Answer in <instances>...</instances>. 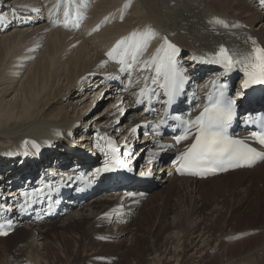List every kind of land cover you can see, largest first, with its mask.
I'll list each match as a JSON object with an SVG mask.
<instances>
[{
  "label": "bare ground",
  "instance_id": "bare-ground-1",
  "mask_svg": "<svg viewBox=\"0 0 264 264\" xmlns=\"http://www.w3.org/2000/svg\"><path fill=\"white\" fill-rule=\"evenodd\" d=\"M47 1L52 0H46L45 3ZM89 1L91 0H83L86 7L79 8L83 11L82 15L87 13L84 27L80 32L72 33L62 28L54 29L56 21L53 19L46 21L44 6L41 4L43 0H0V13L6 16V24L1 29L13 25L7 30L9 32H1L0 29V212H12V200L18 196L22 186L35 184L52 176L62 177L75 168L90 171L94 163L106 158L105 151L95 146L100 143V137L107 135L123 144L127 138L128 151L124 152L125 148L122 149L118 159L129 165L134 181L122 187L115 183L105 185V190L97 191L91 197L97 198L92 199L84 208L81 206L83 199L69 197L63 200L64 207L72 208V212L69 217L59 221L61 234L77 225L80 227L86 224L87 228L97 225L103 228L106 238L123 243L121 239L126 228L120 223L127 222L128 212L137 208L143 193L163 182H167L169 188L176 180L180 189L185 192L184 195L178 194L176 205L179 212H175L173 220L166 226H161L169 230L162 252L156 246L158 238L148 235L149 239L155 241L154 245L153 241L148 244V255L155 264H202L200 262L210 251L211 242L205 237V229H199V223L192 214L195 211L187 208V195L196 191V185L204 186L209 183L215 189V194L222 197L225 191L231 192L234 180H214L211 183L212 180L240 171L202 181L184 177L175 179L173 158L168 156L160 160L162 162L149 163L145 170L140 169L138 154H141L139 160L157 159L160 145L171 143V138L168 136L159 140V136L151 132L147 138L142 139V145L136 146L137 133L130 136L129 130L145 122L143 110L133 111V104L126 95L128 93L122 92L120 87L123 82L121 72L104 55L113 44L130 33L152 29L157 36L149 42L145 54L142 53L139 57L142 62L160 46L162 38L167 37L184 52L178 61L188 78V94L185 98L192 97L193 103L198 105L196 110H199L203 107L201 97L205 83L211 78L226 81V90L235 95L238 102L243 100L241 105L237 104L238 111L232 119L233 129L239 133L237 138H247L254 130H242L241 120L245 116L264 111V106L244 99L247 96L238 90L241 78L227 80L220 65L208 66L192 57H202L207 61L208 57L218 51L220 45H224L239 58L251 51L253 40L264 47V24L255 25L264 19V0H95L90 5ZM80 2L81 0H75L76 4ZM217 20L223 23H216ZM236 67L240 70L239 65ZM138 73L142 72L137 65ZM98 84H103L98 90L100 92L90 97V91ZM196 89L197 91H193ZM103 90L108 91L105 97L101 96ZM98 107L102 108L90 118V121L97 118L95 123L89 121L79 129H74L81 117L74 119L67 115L69 112L66 109L83 115ZM121 108L125 109L124 115L120 114ZM114 124H118L115 129ZM112 131L119 135L112 136ZM97 134L98 137L95 142L94 139L91 140L93 144L87 151L79 147L85 146L78 141L81 137L93 138ZM77 141L79 145L75 144ZM181 146L184 147L185 144ZM143 147L144 150L141 151ZM169 150H162L161 153L167 154ZM145 172L146 175H141ZM242 172L251 174L248 184L253 183L254 175L259 177L264 186V161L253 170ZM244 181L245 177H242L240 183ZM230 183H233L232 187ZM110 190H115L114 194L108 193ZM259 192L258 198H261L255 200L251 209L254 213H260L258 208L264 206L263 191L262 194ZM129 193L132 195H128ZM198 194L203 195L200 188ZM214 208V212L218 210L217 206ZM160 221L158 224H163ZM18 224L20 227L4 238L10 241L18 232L23 233L25 238L21 241L20 249L27 255V264H47L46 252L50 248L45 241L49 236L47 227L50 225L34 221L20 223L17 219L16 225ZM131 238L129 253L138 248L137 241ZM197 239L198 242L194 243ZM0 240L4 241L2 238ZM82 246L83 244L80 245V251L83 254L91 249V244ZM151 247L154 249L151 250ZM193 249L198 254L194 259L199 261H184L189 250ZM261 256V264H264V250ZM65 262L83 264L82 259L78 261V253L73 261L67 259Z\"/></svg>",
  "mask_w": 264,
  "mask_h": 264
},
{
  "label": "rangeland",
  "instance_id": "rangeland-1",
  "mask_svg": "<svg viewBox=\"0 0 264 264\" xmlns=\"http://www.w3.org/2000/svg\"><path fill=\"white\" fill-rule=\"evenodd\" d=\"M93 1L95 0L89 1V5L90 2ZM45 2L46 0L41 4L44 6ZM260 23L264 24V19H261L260 22L256 23L255 25L258 26ZM102 86L103 84H98V86H96L92 92L90 91V97L93 94L100 92L98 90L101 89ZM101 93V96L105 97L108 91L103 90ZM84 96L85 94L81 95L80 97L82 98ZM102 107L104 108L105 106ZM102 107L94 108L83 115H81L80 112L72 113L69 109H66V111L69 112L67 115L72 116L74 119L81 117L79 123L74 126V129H79L80 127L86 125L87 122L90 121V118L99 112ZM96 119L97 118L90 122L95 123ZM122 123H124V121L121 122V124ZM117 126L118 124H114L113 129L117 128ZM72 132H74V130ZM98 135L99 134L95 135L93 138L81 137L82 139L78 141L83 142L85 146L79 145L78 141L77 143L75 142V144H78L80 148L87 151L93 142H95V139L98 137ZM111 135L115 136L119 134L118 132L116 134L114 132L113 134L112 131ZM137 136L135 139V144L138 147V145H142V139L144 138V135L139 132ZM92 139H94L93 142L91 141ZM115 143L119 147L124 145L123 143L119 142ZM171 149L173 151V148H170V150ZM143 150L144 147L141 151ZM139 155L141 154H138L137 162L140 165V169L145 170L147 168L145 166H147L149 163L147 164L146 158L139 160ZM261 163H259V165ZM256 167L254 166L250 169L239 170V173L233 175L230 174L227 177L222 176L223 178H214L211 183H213L214 180H234V186L233 183H230V187L233 186L231 192L225 191L224 196L222 197H220L221 195L215 194V189L209 183H206L204 186L196 185V188L193 186V189L195 188L196 191L187 195V208L195 211L192 214L195 217V220H197L199 223V229H205V237H208V240H210L209 242H211L210 251L205 255L206 257H204L200 263L245 264V262H247V264H261V255L263 254L264 250V206L262 205V207L260 206L258 208L261 210L260 213H254L251 211V209L252 205L255 203V200L258 198L257 192L263 191L264 194V186L261 185L259 177L256 178L254 175V179L252 181L253 183L248 184L247 182H249L248 180H250L249 178L251 177V174L246 175L242 172L251 171ZM242 177H245V181L240 183ZM177 178L180 177L176 176L175 179ZM178 183L179 182L175 180L174 185L168 188V183L163 182L159 186H155L156 188L154 187V189L143 193L137 208L134 209L133 212H128L127 222L120 223V225H124L126 228L123 238L121 239V241L124 242L120 244L113 238H106V235L104 234L105 232L101 226L93 225L91 228H87L86 224H83L80 227L77 225V227L75 226L69 228L68 230L64 231L63 234H61L62 231L59 229L61 227L58 226L60 225L58 223L62 218L57 221L55 220L51 222H45L44 224L50 225L47 227L49 236L45 241L50 248L48 249V252H46L45 260L47 261V264H65L67 259H71V261H73V258L77 255V253L78 261L79 259H82L83 264H155L154 262L150 261L151 257L148 255V244L153 241L152 238L149 239L148 235L152 234L154 235V238H158L156 246L158 250L162 252L164 250L165 238L169 234V230L167 231L166 228H162L161 226H166L169 222H171V219L173 220L174 214L179 212L177 210L178 206L176 205L178 194L180 193V195H184L185 193L182 188L180 189V184ZM199 188L203 195H199L201 192L198 194ZM116 190L118 191V189ZM110 192L111 194H114L115 190H110L108 193ZM94 198H91L86 203H83L81 205L82 208L86 207L87 203H90ZM260 198L261 197L258 199ZM213 200L215 204H213ZM181 206H183V204ZM215 206L218 207V210L214 212ZM71 212L69 213L71 214ZM69 213L66 215L67 217H69ZM66 216H63V219H66ZM143 220L144 223H141ZM159 220H161L163 224L160 223L159 225ZM131 237L137 241L136 246L138 248H135L134 252L132 251V253H129L128 249L130 247L129 244L132 239ZM24 238V234L18 232V234L12 237L10 241L4 237L2 238L4 241L0 240V264H27V255L20 249L21 241H23ZM39 242L42 243L43 241ZM197 242L198 239L194 241V243ZM81 244H83V246L91 244V249H88V251L83 254L80 251ZM118 244L119 246H117ZM154 244L155 241H153L152 245ZM64 246L66 248H64ZM152 247L151 250L154 249ZM172 248H174L173 245ZM195 251L196 250L194 249L189 250L187 256L184 258V261L187 259H194V257L198 255L195 254ZM137 258H139V260H136ZM192 261H196L195 263H197L199 259L196 258V260L194 259ZM187 264L194 263L191 262Z\"/></svg>",
  "mask_w": 264,
  "mask_h": 264
},
{
  "label": "snow or ice",
  "instance_id": "snow-or-ice-1",
  "mask_svg": "<svg viewBox=\"0 0 264 264\" xmlns=\"http://www.w3.org/2000/svg\"><path fill=\"white\" fill-rule=\"evenodd\" d=\"M63 7V24L68 27L70 21L77 18L73 9L86 7L83 0L79 4L75 0H57L56 8ZM55 22V21H54ZM216 23H223L217 20ZM228 27L227 24H223ZM95 30V29H94ZM157 36L152 29L142 32L134 31L128 36L118 40L113 47L105 53L109 60L116 61L121 73L131 75L132 70L137 67L140 72L149 71L151 76H144L145 86L136 93V104H142L143 98L151 99L157 95V88L163 90L167 96L166 105L173 103L174 99L183 91L187 77L180 66L178 56L180 48L170 42L167 37L162 38V43L154 53L142 62L139 60L141 54L146 50L149 42ZM251 51L237 57L236 53L220 45L218 51L213 56L208 57V63L222 65L225 71H231L237 65L243 72L242 89H247L251 85H264V47L252 41ZM193 60L205 62L202 57H192ZM150 80V87L147 83ZM221 86L220 94L216 97L209 96L208 102L203 106V110L194 119L181 120L180 126L183 128L182 134L175 136L176 143L188 140L193 137V142L177 158V172L190 175L214 174L216 171H227L229 167L251 166L257 160H264V153L257 152L243 141L233 139L227 134V128L231 124L234 112L235 101L224 98ZM125 109H120V114L124 115ZM142 125H135L129 130L130 136H135L138 128ZM251 137L264 145V132H252ZM103 144L97 143L95 146L101 151L106 149V158L103 167L96 169V174L114 171L117 167H126L124 161L117 158L120 147L115 141L105 135L99 138ZM127 145V138L125 140ZM125 155H130L125 153ZM147 173H141L146 175ZM128 195H132L129 193ZM108 214L106 213L105 216ZM10 224V222H9ZM8 235L7 231H0V236Z\"/></svg>",
  "mask_w": 264,
  "mask_h": 264
}]
</instances>
